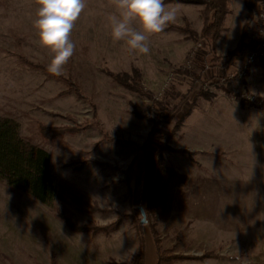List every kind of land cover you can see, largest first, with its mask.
<instances>
[{
	"label": "rangeland",
	"instance_id": "1",
	"mask_svg": "<svg viewBox=\"0 0 264 264\" xmlns=\"http://www.w3.org/2000/svg\"><path fill=\"white\" fill-rule=\"evenodd\" d=\"M258 2L253 29L264 5ZM165 4L179 8L177 20L152 35L150 54L141 56L112 40L113 0H86L71 33L74 55L53 76L52 54L33 27L36 0H0V118L14 120L22 136L48 151L59 195L48 207L0 180V264H135L141 230L145 264H154L151 226L161 250L176 256L163 264H264V190L255 166L264 136V61L246 64V55L230 67L231 59L219 60L226 67L207 71L209 82L193 88L183 71L200 74L193 57L204 61L207 50L184 29L188 24L200 36L204 6ZM247 18L244 0H231L211 58L237 48ZM241 65L239 76L222 78ZM134 69L140 73L134 89L112 76L131 77ZM153 97L176 107L157 129ZM39 122L89 126L46 141ZM172 131L175 151L165 152L157 213L141 228L134 209L144 208L155 170L141 148L154 150L156 136ZM57 208L79 225L110 228L73 231Z\"/></svg>",
	"mask_w": 264,
	"mask_h": 264
},
{
	"label": "trees",
	"instance_id": "2",
	"mask_svg": "<svg viewBox=\"0 0 264 264\" xmlns=\"http://www.w3.org/2000/svg\"><path fill=\"white\" fill-rule=\"evenodd\" d=\"M258 1L259 0H244L245 6L248 10V18L245 25L243 26L241 39L237 48L231 51L226 58H216V56H212L211 58V55H214L213 52L216 49L217 40L223 31V25L226 16L229 14V4L231 0H165V2L170 3L181 2L204 6L203 15L205 21L200 32V36H198L196 31L189 28L188 24L184 29L190 34V37L196 39V41L205 42L204 48L207 50V56L204 61L203 58H201L198 54L193 57V61L203 67L200 74L192 75L191 72L186 70L183 71L185 77L191 79V83L194 85L193 88L198 85L199 82H201L203 85H206L209 82H207V79L205 78V73L207 71L215 69L218 65L226 67L225 64H220V62H218L219 60L231 59V65L229 66L234 67L236 66L234 64L235 60H239L240 58L243 59L246 57V55H248V53L257 49L258 41L255 38L252 21L255 17V12L259 4ZM261 8H264V5H261ZM243 71L244 68L241 65L238 67L237 71L232 72L230 70V74L228 73L222 76V78L230 82V75L239 76ZM132 72L133 75L131 77H129L127 74H118L116 76L114 74L112 76L121 81L120 83L123 82L122 84L125 87L134 89L137 87V81L140 79V73L136 69H134ZM213 78L214 77L212 76V79ZM130 79L132 82H130ZM191 87L189 91L192 93L193 91ZM71 88L75 90L79 96H82V93L78 91L77 88ZM199 93L200 92H198V95ZM151 100L157 109L155 116L156 118L153 120L155 122V129H157L164 123H167L168 119L176 111V107H168L165 104V100L157 101L154 99V97ZM88 126V124L74 123V126L67 125L54 127L47 126L40 122L37 125L41 138L46 141H55L64 137L65 135L76 134L79 131L85 130ZM172 133L173 131L169 134L157 135L156 138L158 140V144L154 150H150L146 146L141 148L145 154H148L154 160L155 164L153 181L147 186L143 194V209L147 210L148 216L152 213H157L159 194L166 171L165 152L175 151L168 144L172 137ZM152 135L154 134L152 133L150 138ZM106 138H108V136H106ZM0 180H4L8 187L19 189L48 207H53L59 200L57 183L54 179L52 171L50 154L43 147L34 144L31 139L22 136L20 133V126L14 120L7 118H0ZM134 211L138 214L141 213L139 207L135 208ZM56 213L57 217L65 222L70 229L79 233L93 232V234H96L98 232H108L110 228L109 226L102 227L92 223L79 225L74 223L71 217L68 216L64 211L57 208ZM142 224L143 223L140 220L139 225L141 228H143ZM150 231L156 254V261L154 264H163L166 261L175 259V255H168L166 252L161 250V241L153 226H151ZM139 239L140 254L136 259L135 264H145L146 241L144 232L142 230L139 232ZM208 256H212V254L207 255V257Z\"/></svg>",
	"mask_w": 264,
	"mask_h": 264
},
{
	"label": "clouds",
	"instance_id": "3",
	"mask_svg": "<svg viewBox=\"0 0 264 264\" xmlns=\"http://www.w3.org/2000/svg\"><path fill=\"white\" fill-rule=\"evenodd\" d=\"M36 3L33 27L40 46L52 54L47 71L61 76L74 55L71 33L86 0H36ZM113 5L116 13L108 17L112 40L123 42L129 53L141 56L150 54V37L175 23L179 12L178 7L166 5L165 0H113ZM147 216V210H142L138 218L146 224Z\"/></svg>",
	"mask_w": 264,
	"mask_h": 264
},
{
	"label": "built area",
	"instance_id": "4",
	"mask_svg": "<svg viewBox=\"0 0 264 264\" xmlns=\"http://www.w3.org/2000/svg\"><path fill=\"white\" fill-rule=\"evenodd\" d=\"M255 38L258 41V47L255 51L248 53L246 64H251L257 61H264V8L258 13V22L254 29Z\"/></svg>",
	"mask_w": 264,
	"mask_h": 264
},
{
	"label": "crops",
	"instance_id": "5",
	"mask_svg": "<svg viewBox=\"0 0 264 264\" xmlns=\"http://www.w3.org/2000/svg\"><path fill=\"white\" fill-rule=\"evenodd\" d=\"M206 98H207L206 100H209L210 97H206ZM259 145L261 146H256L255 148V152H256L255 166H256V170L259 172L260 175L261 188L262 190H264V136Z\"/></svg>",
	"mask_w": 264,
	"mask_h": 264
},
{
	"label": "water",
	"instance_id": "6",
	"mask_svg": "<svg viewBox=\"0 0 264 264\" xmlns=\"http://www.w3.org/2000/svg\"><path fill=\"white\" fill-rule=\"evenodd\" d=\"M140 210L142 211V210H144L143 208H140ZM143 223V222H142ZM144 224V223H143Z\"/></svg>",
	"mask_w": 264,
	"mask_h": 264
}]
</instances>
